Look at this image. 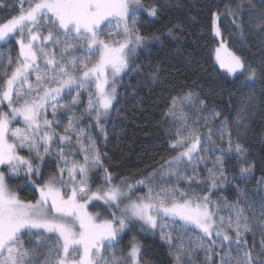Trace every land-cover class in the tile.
<instances>
[{
  "label": "snow or ice",
  "instance_id": "6c2138e0",
  "mask_svg": "<svg viewBox=\"0 0 264 264\" xmlns=\"http://www.w3.org/2000/svg\"><path fill=\"white\" fill-rule=\"evenodd\" d=\"M19 5L18 15L0 22V42L18 47L15 55L11 48L0 51V264H149L135 236L121 246L137 225L159 237L172 264H264V176L255 177L247 148L232 132L233 123L247 127L246 106L230 121L196 93L171 96L162 116L180 122L168 129L174 154L134 181L115 183L103 164L107 153L93 129L107 141L118 84L144 74L138 50L159 37L141 32L139 14L155 18L158 7L143 0ZM252 7L251 0H238L223 13L212 11L215 36L222 37L221 15L232 16L243 36V10ZM248 24L264 32V11L250 15ZM215 53L229 75L252 83L264 78V66L246 64L223 38ZM147 79H161L159 65ZM186 106L196 113L192 124ZM47 160L55 168L45 178ZM21 172L38 192L34 200L19 198L8 183ZM96 172L102 183L93 188ZM200 185L202 194L194 187ZM228 185L234 199H213ZM97 203L107 216L89 211Z\"/></svg>",
  "mask_w": 264,
  "mask_h": 264
},
{
  "label": "trees",
  "instance_id": "16d2710c",
  "mask_svg": "<svg viewBox=\"0 0 264 264\" xmlns=\"http://www.w3.org/2000/svg\"><path fill=\"white\" fill-rule=\"evenodd\" d=\"M238 0H143L146 6L159 9L157 17L139 14L141 32L156 35L158 40L151 41L147 49L138 50L136 62L144 66L140 76H124L118 85V98L115 107L105 123L107 141L93 129L98 147L102 153L103 164L112 173L115 183L121 177L130 181L142 179L156 167L161 157L174 154L169 148V128L175 131L176 123L162 116L166 111L169 98L177 94L193 92L204 100L209 108L222 111L230 121H234L237 111L246 106L248 112L247 127L237 129L232 124L234 138L237 137L248 150V159L254 164L256 178L264 176V78L255 83L246 82L245 75H229L219 67L215 60V49L223 38L227 48L244 58L246 64L261 68L264 66V32L248 24L250 15H259L264 11L261 0H251L253 7L243 10L244 35L232 23V16L221 15L218 21L222 37H216L212 31L211 12L225 11V7H234ZM247 3V0H245ZM0 22L19 14V0H0ZM239 23V21H237ZM169 29L172 35H169ZM0 51L11 48L13 55L18 51L14 42L6 43ZM159 65L161 79L152 83L147 73ZM147 81V83H145ZM250 98V99H249ZM66 121V118L62 123ZM13 126H17L14 122ZM234 163V162H233ZM54 163L47 160L42 167L46 178L54 171ZM238 169H232L235 175ZM204 175V173H202ZM92 186L101 183V173L93 174ZM12 190L23 200H34L38 192L29 183L23 172L18 178L8 181ZM184 187V185H182ZM199 194L205 191L203 185L194 186ZM224 196L235 198L230 185L213 195V199ZM89 211L108 213L97 203ZM128 231L121 246H127L132 239ZM137 240L143 245L144 259L149 264H172V257L159 237L137 233Z\"/></svg>",
  "mask_w": 264,
  "mask_h": 264
},
{
  "label": "rangeland",
  "instance_id": "374dc122",
  "mask_svg": "<svg viewBox=\"0 0 264 264\" xmlns=\"http://www.w3.org/2000/svg\"><path fill=\"white\" fill-rule=\"evenodd\" d=\"M25 7H27V5L25 4L24 5ZM5 45V46H7L6 45V43H4V42H0V47H3V46ZM7 49H9V47H7L6 48V50ZM3 51H5V50H3ZM228 74V73H227ZM121 83V82H120ZM119 83V84H120ZM118 84V85H119ZM61 103H65L66 101H64V100H61L60 101ZM185 111L186 112H188V114H189V120H188V123L189 124H192L193 123V121L195 120V118H196V113L192 110V109H190V108H188L187 106L185 107ZM171 119V118H170ZM173 121V120H172ZM173 122H175L176 123V125H178L180 122L179 121H173ZM67 123V119H66V121H64L62 124H66ZM18 126V125H17ZM97 131V130H96ZM22 154H24V155H27V153L26 152H24V153H22ZM77 158H79V159H82V157H77ZM101 177H102V174H101ZM100 181H101V183H102V178H100ZM100 184V183H99ZM184 187H186V185H184ZM197 187V186H196ZM93 188H95V187H93ZM197 189V188H196ZM198 190V189H197ZM198 193V192H197ZM126 203V202H125ZM121 207H123V205H121ZM131 231H132V234H131V237H132V235L134 234V236L136 237V234L137 233H140L141 232V230H140V228H139V226L137 225L136 227H133L132 229H131ZM146 234V233H145ZM148 234H150V233H148ZM151 235V234H150ZM137 239V238H136ZM201 259H202V257H201Z\"/></svg>",
  "mask_w": 264,
  "mask_h": 264
}]
</instances>
